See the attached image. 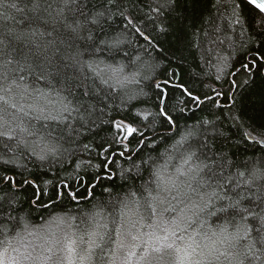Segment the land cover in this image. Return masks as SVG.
<instances>
[{"label":"snow or ice","instance_id":"6c2138e0","mask_svg":"<svg viewBox=\"0 0 264 264\" xmlns=\"http://www.w3.org/2000/svg\"><path fill=\"white\" fill-rule=\"evenodd\" d=\"M170 50L178 71L161 65ZM257 90L264 0H0V264H264V129L238 115ZM193 110L205 115L189 123ZM144 171L154 187L119 202L114 236L99 213L80 232L56 211ZM33 212L47 214L40 259L16 246Z\"/></svg>","mask_w":264,"mask_h":264},{"label":"trees","instance_id":"16d2710c","mask_svg":"<svg viewBox=\"0 0 264 264\" xmlns=\"http://www.w3.org/2000/svg\"><path fill=\"white\" fill-rule=\"evenodd\" d=\"M187 9V11L184 14V18L181 21L182 26L191 25L193 23L194 15L191 4L183 5ZM205 8L204 4H201L198 6V11L202 12ZM197 25H199V21H196ZM175 27V25H174ZM161 40L164 41V46L168 47V41H171L172 44H175V36H169V37H161ZM174 50V49H173ZM173 50H170L168 55V59L172 60V64L168 65L167 60H161L162 67L165 68V71H167L168 67H171L173 70L176 69V58L172 56L171 52ZM186 56V62H185V70L187 71L193 64L192 57H189L187 53H185ZM191 107V106H190ZM139 109H137L138 111ZM187 116H191L192 120L189 121V123L194 122L197 118L205 115L203 112L199 110H193V112L185 113ZM238 115H240V119L243 122L245 126H252L255 127L257 130L264 129V93H261L259 90L255 91L249 98V101L246 102L245 105L241 106L238 110ZM131 117V114H130ZM183 125V121H181V126ZM224 129L227 131L230 135L232 133H236V128L232 126V123L230 121H226L224 123ZM101 135H105V133H101ZM233 143H239L238 148H232L231 151L235 153L241 160L245 159L246 157H251L255 154L256 157H259L260 153L256 151L254 153V150L251 147H248V144L251 142H238L237 140L233 139ZM127 143V142H126ZM135 140L132 141V146H135ZM264 147V146H261ZM166 150V145L161 144L160 148L157 149V153H154L153 155L156 156L159 153H163ZM169 151H171L170 148H168ZM228 150L227 148L225 149ZM118 159V158H117ZM159 163H163V158L161 157L158 161ZM178 162V161H177ZM47 167V166H45ZM57 171H59V167H57ZM72 169L68 168V175L71 174ZM37 174L42 179H47L48 177L44 175L42 170H37ZM52 172L48 173V176H51ZM61 175H65V173H61ZM153 177L150 175V172L144 171L141 173V178L135 179L134 181H128L125 183L120 176L117 174L113 177L114 183L108 184L105 182L101 186L96 187L95 189V197L89 198L87 203L81 202L79 205H76L75 202L64 208V209H56L57 212L62 211H70L72 215H75L78 217V219L75 221V226L77 228H80L82 230H88L90 227H92V222L87 221L86 217L83 216L84 213H99V215L94 216V220L97 221L100 224H107V230L108 232H111L113 236L115 235V227L116 224H119L121 221V208H120V201L127 196L130 192L134 191L137 193L138 199H143L147 197V192L144 190L145 186L148 187H154V185L151 184ZM103 187H109L112 189L111 194L104 192ZM32 190L28 189V195H31ZM95 205V207H93ZM126 215H131L130 213H127ZM133 216V215H132ZM47 219V214L42 212H33L31 216V223L36 225H41L45 220ZM81 219L85 220V223H81ZM210 223L215 226L216 223H220L219 221H211ZM9 228L11 226L9 225ZM103 231V229H102ZM14 234V233H13ZM4 237L0 235V240H2Z\"/></svg>","mask_w":264,"mask_h":264},{"label":"rangeland","instance_id":"374dc122","mask_svg":"<svg viewBox=\"0 0 264 264\" xmlns=\"http://www.w3.org/2000/svg\"><path fill=\"white\" fill-rule=\"evenodd\" d=\"M125 219H128V220H135L136 217L135 216H132V215H126L125 216ZM44 223V222H43ZM43 223L41 225H36L35 228L37 229V231L35 232L34 235L32 236H27L25 235L24 239L22 241H20L19 243L16 244L17 247H22L24 245H32L33 242H35L36 244H39L40 241H41V238H45L49 235V232L42 228L41 226L43 225ZM76 229L80 232H83L84 230L80 229V228H77V226H75ZM195 228V226H193ZM144 231H147V229H144ZM199 239V238H197ZM29 251H31V249L29 248Z\"/></svg>","mask_w":264,"mask_h":264},{"label":"clouds","instance_id":"9594fccd","mask_svg":"<svg viewBox=\"0 0 264 264\" xmlns=\"http://www.w3.org/2000/svg\"><path fill=\"white\" fill-rule=\"evenodd\" d=\"M54 231L56 232L57 240H62L63 234L68 231L67 226H53ZM15 243V242H14ZM47 243L45 238H41V241L39 244H36L33 242L32 245H29V248L31 249L32 255L38 259L43 258L45 247H47ZM59 247V245H58Z\"/></svg>","mask_w":264,"mask_h":264}]
</instances>
